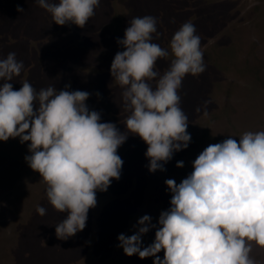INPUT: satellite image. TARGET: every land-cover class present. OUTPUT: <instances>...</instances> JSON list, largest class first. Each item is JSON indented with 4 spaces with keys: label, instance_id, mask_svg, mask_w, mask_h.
Masks as SVG:
<instances>
[{
    "label": "clouds",
    "instance_id": "1",
    "mask_svg": "<svg viewBox=\"0 0 264 264\" xmlns=\"http://www.w3.org/2000/svg\"><path fill=\"white\" fill-rule=\"evenodd\" d=\"M56 25L80 28L94 17L102 0H34ZM18 12L24 9L17 5ZM158 18L134 15L116 43L110 75L120 89V109L127 113L125 131L101 122V113L86 104L90 93L57 90L54 83L37 89L28 80L14 89L10 81L21 76L23 60L10 51L0 57V141L19 138L27 144V165L46 183L48 203L67 212L55 224L58 239L67 240L86 227L96 193L119 180L123 161L117 149L129 133L146 144L150 173L164 171L174 153L186 149L191 134L188 115L181 107L182 81L205 72L201 38L191 21L173 33V58L161 74L157 61L169 51L154 42L159 38ZM99 96V93H97ZM197 111L200 109L197 108ZM204 115H207L205 111ZM184 162L177 161L182 168ZM171 193L166 210L156 223L148 214L132 225V234L117 235V247L126 256L153 257L152 264H256L252 242L264 247V131H245L239 140L229 135L209 144L192 161V171L179 183L164 180ZM43 217L47 209L36 207ZM155 229L145 246L142 237ZM163 250V257L157 255Z\"/></svg>",
    "mask_w": 264,
    "mask_h": 264
},
{
    "label": "rangeland",
    "instance_id": "2",
    "mask_svg": "<svg viewBox=\"0 0 264 264\" xmlns=\"http://www.w3.org/2000/svg\"><path fill=\"white\" fill-rule=\"evenodd\" d=\"M17 5L24 11L18 12ZM146 14L158 18L160 35L154 42L169 51L167 59L157 61L161 74L173 58L169 41L181 24L194 23L201 38L206 70L186 75L180 90L191 142L174 153L164 171L150 173L147 144L129 133L117 149L123 161L119 180L113 179L107 191H97L86 227L61 240L55 224L67 212L53 209L46 183L25 162L29 142L22 144L18 137L0 141V264H152L153 257L126 256L116 246L117 235H131L144 214L156 223L170 206L164 180L179 183L209 144L264 131V0H102L84 28L52 23L34 0H0V57L14 51L25 64L10 83L14 89L28 80L37 89L54 83L57 90L70 84L69 91H88L86 104L101 113V122L125 131L127 113L118 106L120 89L110 64L123 50L116 38H123L131 17ZM181 160L184 166L176 167ZM38 205L47 209L45 216L36 213ZM154 235L151 229L142 243L147 246ZM252 244L251 258L264 264V247ZM157 255L162 258L163 250Z\"/></svg>",
    "mask_w": 264,
    "mask_h": 264
}]
</instances>
